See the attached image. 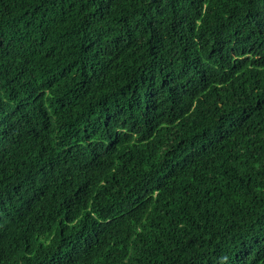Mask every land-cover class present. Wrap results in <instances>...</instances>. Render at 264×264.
Here are the masks:
<instances>
[{
	"label": "trees",
	"instance_id": "trees-1",
	"mask_svg": "<svg viewBox=\"0 0 264 264\" xmlns=\"http://www.w3.org/2000/svg\"><path fill=\"white\" fill-rule=\"evenodd\" d=\"M0 264H264V0H0Z\"/></svg>",
	"mask_w": 264,
	"mask_h": 264
},
{
	"label": "water",
	"instance_id": "water-1",
	"mask_svg": "<svg viewBox=\"0 0 264 264\" xmlns=\"http://www.w3.org/2000/svg\"><path fill=\"white\" fill-rule=\"evenodd\" d=\"M152 1H154V0H152Z\"/></svg>",
	"mask_w": 264,
	"mask_h": 264
}]
</instances>
